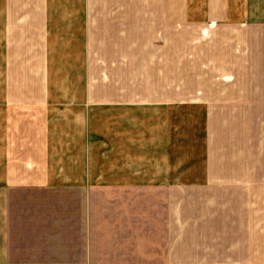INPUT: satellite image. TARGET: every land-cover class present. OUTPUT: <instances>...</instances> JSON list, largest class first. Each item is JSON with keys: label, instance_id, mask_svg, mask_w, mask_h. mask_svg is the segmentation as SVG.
Segmentation results:
<instances>
[{"label": "crops", "instance_id": "1", "mask_svg": "<svg viewBox=\"0 0 264 264\" xmlns=\"http://www.w3.org/2000/svg\"><path fill=\"white\" fill-rule=\"evenodd\" d=\"M199 1L222 10L217 24L245 25L247 47L264 36V0ZM40 16V0H0V113L29 91L24 39ZM252 55L264 75V52ZM83 117L64 129L0 116V264H264V175L251 155L193 162L183 168L201 176L175 179L166 131L127 143Z\"/></svg>", "mask_w": 264, "mask_h": 264}, {"label": "rangeland", "instance_id": "2", "mask_svg": "<svg viewBox=\"0 0 264 264\" xmlns=\"http://www.w3.org/2000/svg\"><path fill=\"white\" fill-rule=\"evenodd\" d=\"M40 2L45 24H31L24 39L29 91L17 98L15 89L0 116H46L64 129L94 116L95 135L121 129L127 143L166 131L175 179L201 176L205 169L183 168L193 162L246 155L264 175V75L252 55L264 52L261 33L247 47L245 25L217 24L222 10L199 0Z\"/></svg>", "mask_w": 264, "mask_h": 264}]
</instances>
